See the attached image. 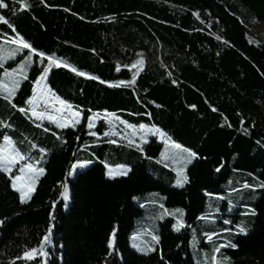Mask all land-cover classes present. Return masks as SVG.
I'll return each mask as SVG.
<instances>
[{
	"label": "trees",
	"instance_id": "1",
	"mask_svg": "<svg viewBox=\"0 0 264 264\" xmlns=\"http://www.w3.org/2000/svg\"><path fill=\"white\" fill-rule=\"evenodd\" d=\"M3 2L0 42L22 37L97 79L51 68V99L81 113L67 128L18 111L32 108L43 65L10 98L16 108L0 93V142L44 170L23 203L0 170V264H264V36L252 29L264 0ZM141 124L166 136H142ZM173 142L190 162L171 158ZM170 208L181 229L165 214L152 249H132L145 213Z\"/></svg>",
	"mask_w": 264,
	"mask_h": 264
},
{
	"label": "rangeland",
	"instance_id": "2",
	"mask_svg": "<svg viewBox=\"0 0 264 264\" xmlns=\"http://www.w3.org/2000/svg\"><path fill=\"white\" fill-rule=\"evenodd\" d=\"M252 29L257 34L264 36V22L255 21L252 24ZM18 48H19L18 43H14L13 41H10L8 39H2V41L0 42V56H2V59H0V81H3L4 83H10L12 80L18 81L19 82L18 87L16 88L14 94L21 88L22 83L26 79L25 77H27V74L29 73L31 67L35 65H40V66L43 65L44 67L47 66V64L44 63V61L41 62L38 56H33L28 49L20 48L19 51H16ZM26 61H27V66L24 67L23 73L19 71H14L20 69L21 66L25 65ZM34 87H35V92L33 91ZM49 90L50 88L47 85L46 80L41 82V84L38 87H36L33 84L32 93L29 96L28 100L32 99L33 104L39 106L38 109L44 110V108H46V104L48 100L52 98L51 95L49 94L50 93ZM0 93L6 94V89L0 90ZM52 102L54 103V105H52V103H48V105H52L53 107L52 106L51 107L55 108L56 111L59 112L60 109L62 108L61 107L62 105H60V103L56 102L54 99ZM72 111L75 110L74 109L69 110L65 108L64 114H66L67 118L71 117ZM45 115L48 116L47 113ZM156 135L160 138V135L158 133ZM0 149H4L5 154H7L9 150L14 149V145L12 142H7L4 139L2 142H0ZM166 152L167 150H164V154H166ZM82 164H83L82 166H85L88 165L89 163H82ZM27 165H32L31 171L26 167ZM21 168H24L23 172L20 171ZM38 169H43V167L37 165L35 162L23 159L19 161V163L11 166L10 171H5L12 179V187L13 184L15 183V187L13 188L18 192L20 199H21V192L25 194V201L30 197L34 189V184L37 178L42 175V173H39L37 171ZM73 175L74 172H72V176ZM114 176H118V175H114ZM16 177H20V179H15ZM65 196L67 198L66 194ZM177 210L180 209L170 208V209H166L165 211L161 210L156 212L155 216H151L149 213H145L144 220L142 221L143 227H141L139 231L133 234V237L130 240V247L139 253H143V254L148 253L152 249L151 246L152 241L157 240V233L155 232L156 226H154V224L156 223V221L161 220L162 217H165V214H172L174 216L175 222L172 224V228L173 231L176 232L179 231L181 229V226L183 225V211L180 210L178 212ZM177 228H179V230H176Z\"/></svg>",
	"mask_w": 264,
	"mask_h": 264
},
{
	"label": "snow or ice",
	"instance_id": "3",
	"mask_svg": "<svg viewBox=\"0 0 264 264\" xmlns=\"http://www.w3.org/2000/svg\"><path fill=\"white\" fill-rule=\"evenodd\" d=\"M19 2L21 3V10H25L27 8V5H25L23 3V0H19ZM7 7V5L3 2V0H0V8H5ZM0 23H5L7 24L8 21L0 16ZM11 27V25H9ZM14 30V29H13ZM14 43H18L19 44V48L16 51H19L20 48L22 49H28L29 52L33 55V56H38L41 60V62L43 61H47V66H45L41 72V75L38 77V79L34 82V85L36 87H38L41 82L45 81L47 78L48 73L51 71V68L53 66H55L56 68H61V67H67L70 71H73L76 73V75L79 76H85L86 78L89 79H97L96 77H92L89 76L87 73H83L80 72L78 69H75L69 65H67L63 60L58 59L57 57L53 56H47L45 53L43 52H39L37 49L33 48L31 44H29L28 42L24 41V39L22 37H20L18 40L13 41ZM0 59H2V56H0ZM142 64V61H137V64L132 65L133 68H136L137 65ZM27 66V61L25 62V65L21 66L20 69L18 70H14V71H19L21 73H23V69L24 67ZM119 70V69H118ZM7 75V73H6ZM26 78V77H25ZM135 77L133 78V81L130 82H119L117 84H109V86L111 87H119L121 85L123 86H128V84L133 83L134 82ZM18 81L16 80H12L10 83H4L3 81H0V90H5L6 89V94L3 96V98L5 100L8 101L9 104H11V106L13 108H16L17 106L12 103V99H10L11 97H13L14 92L16 91V88L18 87ZM101 83H106L104 81H101ZM33 91L35 92V87L33 89ZM50 91V90H49ZM58 99V98H57ZM27 104L32 105L31 109H25V108H18V111H20L21 113H27V112H31V117L35 118L36 120H44L45 118L49 119L51 122L55 123L56 126L58 128H67V127H71V126H75V124L79 123V117L81 116V113L79 111H72L71 113V117L65 119V115L62 113L61 114V118L57 119L55 116L52 115H48L46 116L45 113L48 111L47 108H44L43 111H39L38 109V105H34L32 99H29L28 101H26ZM60 105L64 106L66 109H72V105L67 104L66 101L63 100H59ZM159 107V106H158ZM215 111V109H213ZM107 115V114H106ZM116 119H119L118 117H115ZM121 123H125L124 121H121ZM89 128L93 127L92 124V117H89ZM127 126V125H126ZM128 127H132V126H128ZM139 130L142 134V136H146L148 134L151 135H155V134H159L161 137H165L166 134L164 132H162L159 128H156L155 126H152L151 128H149L148 126L141 124L139 125ZM45 131H47V129H45ZM91 135H96V133L94 132H90ZM105 136H109V135H116L115 132H105L104 133ZM5 141L10 142L8 137H5ZM110 143H115V141H109ZM142 142H146V141H142ZM167 142V141H166ZM133 141L131 139H129V144H132ZM33 147H35V145H33ZM137 147L139 148L140 145H137ZM172 147L175 149H178L179 152L174 153L172 155V159L175 160H181L184 159L186 160V162H190L191 158L195 156V153L189 152L187 149H183L181 145L176 144L173 142ZM187 152L188 156L187 157H183V153ZM24 156L15 151L14 149H11L7 152V154H5V150L4 149H0V170H4V171H10L11 170V166L19 163V161L23 160ZM30 171L32 170V165H27L26 166ZM77 167L76 164L72 165V168L75 169ZM21 172L24 171V168L20 169ZM39 173H43V169H38L37 170ZM126 174L122 169H116V170H110L108 175L109 177H113L114 175H124ZM15 179H20V177H16ZM187 177H182L181 179L177 180V184L182 186V182L186 181ZM13 187H15V183L13 184ZM244 187H249L247 184L244 185ZM62 196H65V193L62 192L61 193ZM66 198V196H65ZM21 202H25V194L23 192H21ZM178 212L180 210H177ZM252 214H255L254 211ZM3 222L0 221V224H2ZM225 223H228V221H225ZM176 230H179V228H177ZM241 232H245L246 230L241 228L240 229ZM209 239H211V236L208 237ZM48 237H45V240H47ZM109 247H112V240H109ZM232 247H235V245H232ZM36 250L33 249L32 252H35ZM216 251H219V249H216ZM25 256L28 258H32L31 255L29 253H25ZM215 259V258H214Z\"/></svg>",
	"mask_w": 264,
	"mask_h": 264
},
{
	"label": "bare ground",
	"instance_id": "4",
	"mask_svg": "<svg viewBox=\"0 0 264 264\" xmlns=\"http://www.w3.org/2000/svg\"><path fill=\"white\" fill-rule=\"evenodd\" d=\"M9 40L10 41H16V40H18V38H9ZM61 60V59H60ZM52 104H54L53 102H52ZM50 107L52 106V105H49ZM62 108H61V114L64 112V110H65V107L64 106H61ZM52 108V107H51ZM53 109H55V108H53ZM56 110V109H55ZM61 114H60V117H61ZM65 119H67V117L65 116Z\"/></svg>",
	"mask_w": 264,
	"mask_h": 264
},
{
	"label": "water",
	"instance_id": "5",
	"mask_svg": "<svg viewBox=\"0 0 264 264\" xmlns=\"http://www.w3.org/2000/svg\"><path fill=\"white\" fill-rule=\"evenodd\" d=\"M214 12H215V14L218 16V17H220V15L218 14V12H217V10L214 8ZM233 42H234V40H233ZM235 43V42H234ZM239 49V51L243 54V52L241 51V49L240 48H238ZM250 62H253L254 63V61L252 60V58H250L249 56H247V55H244Z\"/></svg>",
	"mask_w": 264,
	"mask_h": 264
}]
</instances>
